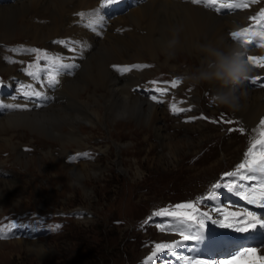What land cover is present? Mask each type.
<instances>
[{
    "label": "rangeland",
    "instance_id": "rangeland-1",
    "mask_svg": "<svg viewBox=\"0 0 264 264\" xmlns=\"http://www.w3.org/2000/svg\"><path fill=\"white\" fill-rule=\"evenodd\" d=\"M263 4L264 0H256L248 5V21H252L254 15L263 20ZM136 6L125 7L120 13H126ZM43 20L46 19H39L33 12L12 19L7 38L0 37V82L9 78L14 80L13 76L21 74L24 69L36 68L40 63L37 57L45 52L53 56L52 48L42 42H34L27 34L26 27L31 22H46ZM125 25H121L118 33L124 37L131 36L134 24L129 20ZM143 33L141 31L139 34ZM64 38L66 36L58 35L52 39L58 44ZM31 49H41L43 52L34 53ZM131 57H135L134 54ZM136 58L146 62L149 67L130 68L127 71L116 67L121 76L123 73L131 75L136 71L150 70L146 74L149 79L157 74L161 77L160 73L176 76L179 81L184 78L179 89L191 101L190 114L197 110L209 115L219 109L229 114L233 112L214 103L213 95L218 91L211 88L209 83L196 80L201 69L199 61L190 55L179 54L176 59H169L161 66L164 60L161 56L158 60L160 64L153 61L150 55L143 54ZM206 63L207 60H204L203 68L212 65ZM116 64L119 66L114 63L110 65L111 68ZM111 70L117 73L113 68ZM21 77L25 79L23 73ZM141 81L134 85L144 83L146 86V82ZM134 85L130 87L132 93L138 92L145 98L139 91H133ZM236 87L239 96L255 89L247 80H242ZM100 92L89 85L81 97L88 98L92 94L99 100ZM147 101L151 102L149 99ZM156 105L160 119L151 126L143 119L117 118L116 121H109L103 108H97L101 120H83L62 128L64 134L75 133V137L68 136V140L73 139L69 143L61 141L64 137L41 136L27 129L24 131V128L2 134L4 140L10 139L13 134L17 136L11 148L0 150V221L7 215L41 210L76 209L80 212L76 218L68 219L62 230L38 236L18 235L6 239L0 222V264H130L147 251L139 242L144 234L136 231L135 222L142 226L154 212L152 205L171 197L166 192L172 191L170 186L173 188V180L185 173L191 183L188 192L196 190L203 195L208 194L210 185L216 180H225L216 176L217 173L224 167H236L243 145L240 134L236 131L229 133V121L218 118L214 124L195 119L185 123L172 116L165 104ZM207 142L213 143L210 153L208 150L202 152L207 149ZM16 146L23 148L26 157L23 161L17 158L13 150ZM84 151L88 153L82 154ZM72 166L84 167L86 172H82L81 178L76 180L70 173ZM232 179H227V183ZM164 180L170 186L166 184L161 190L160 181ZM226 197L229 203L224 204L225 207L230 212L236 211L237 195L228 190ZM174 261L177 262V255Z\"/></svg>",
    "mask_w": 264,
    "mask_h": 264
},
{
    "label": "bare ground",
    "instance_id": "bare-ground-1",
    "mask_svg": "<svg viewBox=\"0 0 264 264\" xmlns=\"http://www.w3.org/2000/svg\"><path fill=\"white\" fill-rule=\"evenodd\" d=\"M98 1H0V37L7 38L11 31L12 19L18 15L33 12L34 16L46 19L43 20L46 22H31L26 27L28 36L34 42L39 41L52 48L54 56H59L62 60L76 61L77 64L75 68L69 69L71 73L59 75V85L53 92L51 102L41 107L21 102L27 107L0 113V150L11 148L12 141L17 136L13 134L10 139L4 140L2 134L15 132L16 129L19 131V128H24V131L30 130L41 136H61L64 137L61 140L63 143H69L73 139L68 140V136H73L75 133L73 131L70 134H64L62 128L70 127L83 120L88 122L94 119L101 120L99 111H96L97 108H103L105 118L109 121H116L117 118L143 119L150 123V126L155 124V121L160 119L159 107L152 101H147L146 97H142L138 92L133 90L136 93H132L130 88L146 78V74L151 71H136L131 74L132 76L123 73L124 77H122L116 67L112 66L117 73L111 70V64L118 63L122 66L121 64L124 63L141 61L136 57L144 54L153 57V61L157 64H160L158 63L160 56L164 58L161 66L184 53L199 61L200 72H202L211 70L213 67L211 65L203 68L204 60H207L206 64H210L211 57L204 55L206 49H202V45H211L222 51L229 47H236L242 51L231 33L243 21V15L247 11L222 15L216 14L203 3L193 4L192 0H125L122 10L116 14L111 12L110 14L115 15L112 16L101 9ZM134 4L137 6L133 9L130 8L128 12H124L125 14L120 13L127 5L129 6L126 9ZM78 13L84 15H77ZM129 20L134 25H132L131 36H125V38L118 31L128 24ZM125 26L128 27V25ZM90 27L93 29L90 30ZM173 28L179 29L180 42L175 50L170 51L169 41L174 35ZM141 31L144 32L142 35L139 34ZM58 35L71 36L82 45L77 48L76 53H73L54 42L56 40L52 38ZM250 52L251 50H247L246 58ZM132 54L135 57H131ZM119 68L124 71L122 67ZM254 71L251 68V74L256 73ZM208 83L218 92L225 91L216 81ZM89 85H93L97 91H102L101 99L97 100L92 94L88 98L81 97L87 92ZM240 105L238 110L232 109L234 116L240 117L251 129H264V125H260L261 118H264V89L255 88L252 91L243 92L240 94ZM13 150L21 161L26 158L22 147L16 146ZM82 172H86V169L79 166H72L70 170L76 180L81 178Z\"/></svg>",
    "mask_w": 264,
    "mask_h": 264
},
{
    "label": "snow or ice",
    "instance_id": "snow-or-ice-1",
    "mask_svg": "<svg viewBox=\"0 0 264 264\" xmlns=\"http://www.w3.org/2000/svg\"><path fill=\"white\" fill-rule=\"evenodd\" d=\"M251 3H255L256 0H250ZM193 4L203 3L206 7H219L216 8L217 11L220 8H239V7H248V2L245 0H192ZM264 13V9L261 10ZM77 15L83 16V13H78ZM252 19H256V17H252ZM259 23V22H258ZM264 29V26H262ZM248 29H242L240 32H232L231 36L234 39H237L238 42L247 44L251 41L243 40L241 41L239 38L241 36V32H248ZM261 38H264V30L259 32ZM60 43H65L61 41ZM264 46V45H262ZM30 51L34 53L43 52L41 49H31ZM39 60L50 61L52 63V70H49L48 64L46 63L43 67H39L37 72H29L28 75L34 77L35 79H40L39 73H46L47 80L46 83L48 86H55L59 83L57 77L61 74L64 69L74 68V64H65L62 62V58L59 56H49L46 52L42 56L37 57V62ZM247 62H255V61H264V57H255L248 56L246 58ZM256 67L264 68V63H257ZM113 67H123L124 70H129L130 68H146L149 65H125V66H117ZM27 71V70H26ZM252 83H256L260 78L259 77H251ZM150 83L156 84V81H151ZM169 83V82H165ZM180 81L178 79H174L170 82L172 87H176ZM264 86V85H262ZM157 92H167L168 89H156ZM25 97H36L41 98L44 94L40 91H35L29 94V92H24ZM153 101H158V97L156 95L151 96ZM39 106V105H37ZM0 107H8V108H26L27 105H2ZM170 109L174 112H183L186 109L178 108L175 103L170 104ZM260 125H264V118H261ZM231 131V129H229ZM241 132L244 129H239ZM224 177H233L234 179L230 180L228 183L223 185L227 187L230 192H234L241 199L247 201L249 204H254L257 207L264 208V129L261 130L260 138L253 139L247 150L244 153V159L236 165L235 171L225 172L223 173ZM242 181H250L252 182L250 185H245L243 183H238L237 179ZM222 185L220 182H216L212 185L211 189H209L207 197L208 199H216L217 192L215 189L221 188ZM205 197H199L195 201L188 200L185 202L177 203L172 205L171 208L164 207L160 208L158 211L154 212V216H167L175 219V225L170 226V230L173 232L178 231L181 237L180 240H172L170 243H157L154 246L153 252L147 257V261H151L159 252L164 251L165 249L171 251L176 247H179L183 242L189 240H199L202 238V230L204 228L205 218L211 219V216L208 212H202L198 205L202 202ZM213 211L220 212L221 209L216 208ZM150 219V218H149ZM148 221H145L147 223ZM221 223L222 227L225 228H234L235 231L246 233L250 230L256 229L259 225L260 228H264V219L260 218V216L253 211L245 209L243 213L241 212H230L227 216L224 217V220ZM163 230V228H161ZM257 248L254 247H246L243 250L237 251L234 255H231L225 259L212 261V260H200L192 262L188 257H183L182 260L184 264H264V255H258Z\"/></svg>",
    "mask_w": 264,
    "mask_h": 264
},
{
    "label": "clouds",
    "instance_id": "clouds-1",
    "mask_svg": "<svg viewBox=\"0 0 264 264\" xmlns=\"http://www.w3.org/2000/svg\"><path fill=\"white\" fill-rule=\"evenodd\" d=\"M174 35L169 41V50H175L179 45V29H172ZM204 55L211 57L213 67L211 70L202 71L195 77L199 83L216 81L225 91L214 93V103L238 110L240 108V96L236 92V86L244 79L250 78L251 67L246 61V54L236 47L218 50L211 45H202Z\"/></svg>",
    "mask_w": 264,
    "mask_h": 264
}]
</instances>
